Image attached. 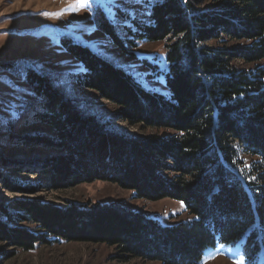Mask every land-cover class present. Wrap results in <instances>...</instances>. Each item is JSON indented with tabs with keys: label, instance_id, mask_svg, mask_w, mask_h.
Here are the masks:
<instances>
[{
	"label": "trees",
	"instance_id": "1",
	"mask_svg": "<svg viewBox=\"0 0 264 264\" xmlns=\"http://www.w3.org/2000/svg\"><path fill=\"white\" fill-rule=\"evenodd\" d=\"M139 1L137 9H117L115 20L94 19L121 52L163 44L162 59L144 60L143 82L63 40L80 71L61 76L117 107L111 118L85 110L62 77L29 67L22 77L32 99L0 116L1 136L27 113L46 133L16 139L62 152L45 171L53 188L111 182L135 199L178 200L189 219L167 227L120 204L60 211L17 199L13 208L0 204V241L15 249L0 260L58 241L106 244L161 264H199L205 249L240 243L246 264L264 260V0ZM112 118L153 131L118 132Z\"/></svg>",
	"mask_w": 264,
	"mask_h": 264
},
{
	"label": "rangeland",
	"instance_id": "2",
	"mask_svg": "<svg viewBox=\"0 0 264 264\" xmlns=\"http://www.w3.org/2000/svg\"><path fill=\"white\" fill-rule=\"evenodd\" d=\"M139 7V0H103L102 7L95 3L80 7L78 0H0V77L8 82L7 85L0 84V116L7 115L15 105L21 103V99H32L22 77L23 70L30 67L34 70H44L58 78L62 77L61 87H64L70 97L76 98L85 110L99 115L104 120L111 118L117 107L105 99H99L91 91L76 87L61 76L65 71H80L79 65L65 50L63 42L68 40L87 47L128 69L143 82V73L147 71L143 67L144 60L162 59L163 44L141 43L134 50V55L130 53L131 50L121 52L112 46L110 40L97 28L98 20L94 19L95 13H102L108 19L115 20L117 9ZM100 18L98 16V19ZM147 82L156 89L164 90L161 82ZM25 115L27 113L13 122L10 134L7 132L1 136L5 132L0 131V204L13 208L17 199L36 200L61 211L71 204L113 203L142 211L162 226L170 227L189 219L183 204L178 200L135 199L129 190L111 182L96 180L53 188L45 171L50 168L49 165L55 163L62 152L53 144H25L16 139H33L46 133L44 126L31 123ZM111 125L118 132L134 136H143L153 131L130 126L115 118H112ZM5 180H8V184ZM23 185H31L27 187L32 188H16ZM14 250L8 242L0 241V255L2 252ZM241 257L243 254L240 243L223 247L217 244L204 250L199 264H234ZM0 264L161 263L130 258L117 247L106 244L58 241L51 245L38 244L30 251L17 250L14 256L2 258ZM254 264H264V260L260 259Z\"/></svg>",
	"mask_w": 264,
	"mask_h": 264
},
{
	"label": "snow or ice",
	"instance_id": "3",
	"mask_svg": "<svg viewBox=\"0 0 264 264\" xmlns=\"http://www.w3.org/2000/svg\"><path fill=\"white\" fill-rule=\"evenodd\" d=\"M78 3L80 5V7H85V6L93 4V3H95L97 6L102 7L103 0H78ZM0 84L7 85L8 82L3 77H0ZM221 247H223V245H221ZM234 264H245L244 257H241L240 259L236 260L234 262Z\"/></svg>",
	"mask_w": 264,
	"mask_h": 264
},
{
	"label": "bare ground",
	"instance_id": "4",
	"mask_svg": "<svg viewBox=\"0 0 264 264\" xmlns=\"http://www.w3.org/2000/svg\"><path fill=\"white\" fill-rule=\"evenodd\" d=\"M12 70V69H11Z\"/></svg>",
	"mask_w": 264,
	"mask_h": 264
}]
</instances>
